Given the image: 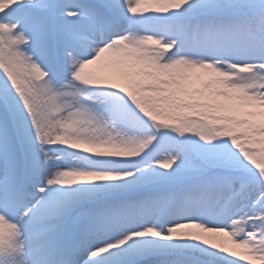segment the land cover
<instances>
[{
	"label": "snow or ice",
	"instance_id": "6c2138e0",
	"mask_svg": "<svg viewBox=\"0 0 264 264\" xmlns=\"http://www.w3.org/2000/svg\"><path fill=\"white\" fill-rule=\"evenodd\" d=\"M0 264H264V0H0Z\"/></svg>",
	"mask_w": 264,
	"mask_h": 264
}]
</instances>
